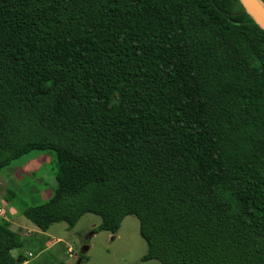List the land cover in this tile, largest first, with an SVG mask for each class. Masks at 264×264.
<instances>
[{
  "label": "trees",
  "instance_id": "16d2710c",
  "mask_svg": "<svg viewBox=\"0 0 264 264\" xmlns=\"http://www.w3.org/2000/svg\"><path fill=\"white\" fill-rule=\"evenodd\" d=\"M33 152L52 197L5 200L42 232L135 216L142 261L264 264V30L239 0H0V174ZM24 243L0 220V264Z\"/></svg>",
  "mask_w": 264,
  "mask_h": 264
},
{
  "label": "rangeland",
  "instance_id": "374dc122",
  "mask_svg": "<svg viewBox=\"0 0 264 264\" xmlns=\"http://www.w3.org/2000/svg\"><path fill=\"white\" fill-rule=\"evenodd\" d=\"M55 168L52 154L33 152L0 174V211L8 216L9 213L18 215L19 220L40 233L36 235L34 231L25 230L31 241L22 235L24 247L13 251L14 256H24L26 264H161L155 259L142 261L148 246L140 235V222L135 216H127L117 234L95 233L102 219L93 214L83 216L73 229L66 223H57L47 232H42L21 211L6 202L8 190L21 194L18 199H26L30 205L48 201L57 185ZM13 228L21 232L19 228Z\"/></svg>",
  "mask_w": 264,
  "mask_h": 264
},
{
  "label": "water",
  "instance_id": "95a60500",
  "mask_svg": "<svg viewBox=\"0 0 264 264\" xmlns=\"http://www.w3.org/2000/svg\"><path fill=\"white\" fill-rule=\"evenodd\" d=\"M246 12L253 18L256 24L264 30V12L259 7L260 0H239ZM261 2V1H260ZM262 4V2H261ZM263 5V4H262ZM264 8V5H263ZM86 250V249H85Z\"/></svg>",
  "mask_w": 264,
  "mask_h": 264
},
{
  "label": "crops",
  "instance_id": "0c3cea01",
  "mask_svg": "<svg viewBox=\"0 0 264 264\" xmlns=\"http://www.w3.org/2000/svg\"><path fill=\"white\" fill-rule=\"evenodd\" d=\"M13 209V211H14V208H12ZM11 209V210H12ZM10 210V211H11ZM10 216V217H9ZM9 216H8V214H6V215H4V212H2V211H0V217H1V219L0 220H6V221H8L13 227L15 226V227H17V228H19L20 230H21V234L22 235H26V231L25 230H31V231H34L28 224H25V223H23L21 220H19V218H18V215H11L10 213H9ZM11 218V219H10ZM14 221H17V223H15ZM23 230H24V232H23ZM35 232V231H34ZM36 233V235L37 234H40L39 232H35ZM26 237L31 241V239L29 238V236L28 235H26ZM35 241V243L37 242V240H34ZM32 243V242H31ZM40 246L42 245V242L41 241H39V243H38ZM70 249H68V251H69ZM27 262V261H26ZM26 262H24V264H26Z\"/></svg>",
  "mask_w": 264,
  "mask_h": 264
},
{
  "label": "bare ground",
  "instance_id": "6f19581e",
  "mask_svg": "<svg viewBox=\"0 0 264 264\" xmlns=\"http://www.w3.org/2000/svg\"><path fill=\"white\" fill-rule=\"evenodd\" d=\"M258 3H259V7L261 8V10L264 12L263 5L261 4V2H260V1H258Z\"/></svg>",
  "mask_w": 264,
  "mask_h": 264
},
{
  "label": "built area",
  "instance_id": "2783aa9c",
  "mask_svg": "<svg viewBox=\"0 0 264 264\" xmlns=\"http://www.w3.org/2000/svg\"><path fill=\"white\" fill-rule=\"evenodd\" d=\"M70 252H72V251H70Z\"/></svg>",
  "mask_w": 264,
  "mask_h": 264
}]
</instances>
